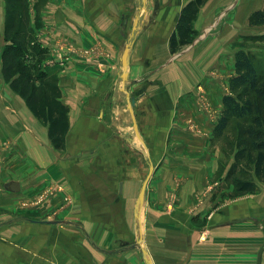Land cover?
Here are the masks:
<instances>
[{"label": "crops", "instance_id": "1", "mask_svg": "<svg viewBox=\"0 0 264 264\" xmlns=\"http://www.w3.org/2000/svg\"><path fill=\"white\" fill-rule=\"evenodd\" d=\"M187 1L44 4L41 42L64 56L46 69L58 77L68 129L54 147L47 124L0 80V264H146L142 247L153 264H264V180L233 194L211 141L220 39L169 48ZM203 7L193 21L202 32ZM11 179L19 190L4 187Z\"/></svg>", "mask_w": 264, "mask_h": 264}, {"label": "trees", "instance_id": "2", "mask_svg": "<svg viewBox=\"0 0 264 264\" xmlns=\"http://www.w3.org/2000/svg\"><path fill=\"white\" fill-rule=\"evenodd\" d=\"M42 1L37 0L34 5L40 9ZM206 1L188 0L181 8L169 37L172 53L192 41L196 34L193 21ZM36 16L41 20L38 13L31 16L29 0H4L5 43L0 52L1 74L10 88L24 99L31 112L47 124L54 147L61 148L68 129V105L61 99L57 75L41 66L45 48L33 36ZM248 23H264V0L261 7L249 14ZM234 69L229 92L222 97V109L212 131L213 138H216L232 118L240 120L236 150L226 176H233L235 193H245L255 191V179L264 180V71L257 68L244 49L235 52ZM246 166L252 170L253 177L235 175L239 167L243 171Z\"/></svg>", "mask_w": 264, "mask_h": 264}, {"label": "rangeland", "instance_id": "3", "mask_svg": "<svg viewBox=\"0 0 264 264\" xmlns=\"http://www.w3.org/2000/svg\"><path fill=\"white\" fill-rule=\"evenodd\" d=\"M35 1L37 2V0H29L31 16H33L34 13H38L41 16V9L48 0H39V2H44L40 9L34 5V3L36 4ZM39 2L37 4H39ZM262 3L263 0H208L203 7V14L205 13V19L203 20V23L205 24V31L202 32V27L196 29L193 25L196 34L194 35L190 43L199 39L200 37H206L208 39L210 38L211 44L213 45L216 40L220 39L215 43L216 46L219 47L217 48L218 51L216 49L215 55H213V52H211V67L209 75L211 78V82L218 83L217 89L219 90V93L221 95L229 92V82L230 77L233 75L235 70L234 59L235 52L237 50H246V52H248L249 55L253 58V61L257 68L261 71H264V23L255 25H250L248 23L249 14L254 9L261 7ZM35 9L37 12L35 11ZM1 15L3 16V18L2 20H0V52L5 43L3 36V22H1L4 21V0L0 2V19ZM34 23L33 36L35 40L37 38V41L40 42V44L45 48L43 50L44 59H42L41 61V66L44 67L45 70H47L46 66H48L49 63L53 62L55 57L60 56L61 58H63L64 56L63 54H61V51H55L57 49L53 48V46L52 48H50L49 45H45L41 42V40L44 39L47 33V28H44L42 16L41 20L39 19V16H36V21ZM199 35L201 36L198 37ZM211 38H215L216 40H212ZM56 54L57 56H55ZM221 65L223 66V68L221 67ZM0 78L1 82H4L3 84L8 87V81H6L1 74V63ZM9 89L12 90L10 86ZM201 92L202 91H200V93ZM211 93L215 92L212 90ZM18 95L19 94H17V96ZM239 122V119L232 118L229 125L222 132V134L211 140L213 145L215 144L220 147L222 151L221 157L224 160L223 162L226 164L225 167L227 168V170L233 162V155L236 150V131ZM242 169L243 171H241V168L239 167L235 172V175L243 178L253 177L254 174L249 167L246 166ZM225 181L228 182V184L231 182L234 184L233 176L228 178L226 176V173ZM232 193L235 194V190H233ZM142 207V203H139L137 210H141ZM138 217L139 219H141V214H139ZM142 228L140 227V231H142Z\"/></svg>", "mask_w": 264, "mask_h": 264}, {"label": "water", "instance_id": "4", "mask_svg": "<svg viewBox=\"0 0 264 264\" xmlns=\"http://www.w3.org/2000/svg\"><path fill=\"white\" fill-rule=\"evenodd\" d=\"M130 44H131V42H127L124 45L122 52H121V58L120 59H121L122 67H123V71H122L121 75H122L123 79H125L126 74H127L126 69H127V65H128V52H129ZM134 102H135L134 97H130V100L128 103V107L130 108V110H132ZM148 178H149V174L143 179V181L140 185L139 193H138V196H139L138 203H142V201H143L144 193H145V187H146ZM4 187L6 189H9L12 191L19 190V188H20L19 181L15 180V179H11L9 181H6L4 183ZM141 251H142V254H143V257L145 259L146 264H153L151 261V258L149 257V255L147 254L146 250L143 247H142Z\"/></svg>", "mask_w": 264, "mask_h": 264}, {"label": "built area", "instance_id": "5", "mask_svg": "<svg viewBox=\"0 0 264 264\" xmlns=\"http://www.w3.org/2000/svg\"><path fill=\"white\" fill-rule=\"evenodd\" d=\"M86 51H88V50H86ZM205 236H204V234L202 235V238H204Z\"/></svg>", "mask_w": 264, "mask_h": 264}]
</instances>
